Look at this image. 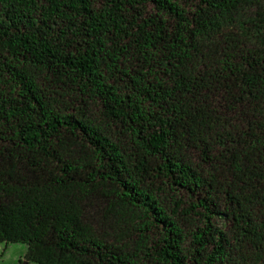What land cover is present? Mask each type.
<instances>
[{"label": "trees", "instance_id": "1", "mask_svg": "<svg viewBox=\"0 0 264 264\" xmlns=\"http://www.w3.org/2000/svg\"><path fill=\"white\" fill-rule=\"evenodd\" d=\"M0 243L264 264V0H0Z\"/></svg>", "mask_w": 264, "mask_h": 264}, {"label": "rangeland", "instance_id": "2", "mask_svg": "<svg viewBox=\"0 0 264 264\" xmlns=\"http://www.w3.org/2000/svg\"><path fill=\"white\" fill-rule=\"evenodd\" d=\"M22 243H0V264H35L32 261H20L19 256L22 254Z\"/></svg>", "mask_w": 264, "mask_h": 264}, {"label": "crops", "instance_id": "3", "mask_svg": "<svg viewBox=\"0 0 264 264\" xmlns=\"http://www.w3.org/2000/svg\"><path fill=\"white\" fill-rule=\"evenodd\" d=\"M23 245V248H22V254L19 256V260L22 261L24 260L26 262V259L24 258L25 257V252H26V245L25 244H22ZM6 246H8V244H6ZM27 263V262H26Z\"/></svg>", "mask_w": 264, "mask_h": 264}]
</instances>
